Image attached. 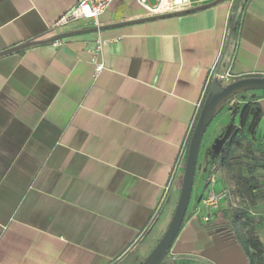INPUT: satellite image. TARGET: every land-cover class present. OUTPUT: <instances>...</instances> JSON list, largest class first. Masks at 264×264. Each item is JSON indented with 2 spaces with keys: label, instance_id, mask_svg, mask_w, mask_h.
<instances>
[{
  "label": "crops",
  "instance_id": "obj_1",
  "mask_svg": "<svg viewBox=\"0 0 264 264\" xmlns=\"http://www.w3.org/2000/svg\"><path fill=\"white\" fill-rule=\"evenodd\" d=\"M76 2L0 0V51L116 24L0 56V264H141L175 212L212 68L264 74V0L150 20L138 1L113 0L98 25L55 26ZM249 90L230 110L251 99L264 109V89ZM207 148L209 164L218 152ZM210 212L196 201L169 264H250Z\"/></svg>",
  "mask_w": 264,
  "mask_h": 264
},
{
  "label": "trees",
  "instance_id": "obj_2",
  "mask_svg": "<svg viewBox=\"0 0 264 264\" xmlns=\"http://www.w3.org/2000/svg\"><path fill=\"white\" fill-rule=\"evenodd\" d=\"M245 76H264V74ZM236 95L223 103L215 116ZM234 112L238 115V126L231 134L224 137L218 153L209 161L204 190L197 201L204 198L205 191L213 184L212 177H215L214 184H216L218 176V182L222 187L221 189L214 187L213 190L219 195L226 192L227 196L221 199L217 209L210 212L212 228H232L250 264H264V242L255 233L256 218L247 210V207L257 208L260 201L264 200V148L259 151L255 148L264 138V126L261 127L264 109L259 99H251L237 105ZM194 125L188 138L186 156ZM243 204L247 207L244 208Z\"/></svg>",
  "mask_w": 264,
  "mask_h": 264
},
{
  "label": "water",
  "instance_id": "obj_3",
  "mask_svg": "<svg viewBox=\"0 0 264 264\" xmlns=\"http://www.w3.org/2000/svg\"><path fill=\"white\" fill-rule=\"evenodd\" d=\"M219 1L221 0H215L210 3L199 5L191 9L150 15L147 17H143L139 20L164 18L172 15L187 13L196 9H201L210 5H214ZM240 1L241 0H237L238 3ZM114 25L116 24L95 26L82 30L64 31L48 39L28 40L23 43L1 50L0 56L35 44H42L61 40L63 38L78 35L86 31L98 29L101 30ZM249 89H264V76H244L240 78L235 77L226 84L222 83L218 78L213 79L192 131L191 139L188 146V153L186 157L180 196L175 212L163 236L160 238L157 245L141 264H169L174 261V259L169 256V251L184 223L185 216L189 207L193 191L199 151L206 129L214 119L218 108L223 103H225L230 97L234 96L235 94Z\"/></svg>",
  "mask_w": 264,
  "mask_h": 264
},
{
  "label": "built area",
  "instance_id": "obj_4",
  "mask_svg": "<svg viewBox=\"0 0 264 264\" xmlns=\"http://www.w3.org/2000/svg\"><path fill=\"white\" fill-rule=\"evenodd\" d=\"M113 0H77L76 4L69 9L57 22L55 26L61 27L70 24L71 22L80 19L87 18L93 20L97 25L99 24L100 15L106 11ZM143 5L149 15H157L163 13H169L174 11L186 10L203 5L208 0H136ZM61 40H56L55 44H60ZM104 42L99 41L96 49L92 51V61L95 63L96 74L100 73L104 69V64L98 61V55L102 50ZM214 78H218L222 83L226 84L233 79V75L226 71H221L216 67H213L208 78L207 88L204 92L202 101L199 103L201 109L204 99L208 93L209 87ZM199 109V110H200ZM212 181H215V177H212ZM227 196V193L219 195L213 189L203 198L204 205L210 210H215L219 207L221 199ZM234 205H237L234 203ZM210 215H206L204 219L210 220Z\"/></svg>",
  "mask_w": 264,
  "mask_h": 264
},
{
  "label": "rangeland",
  "instance_id": "obj_5",
  "mask_svg": "<svg viewBox=\"0 0 264 264\" xmlns=\"http://www.w3.org/2000/svg\"><path fill=\"white\" fill-rule=\"evenodd\" d=\"M153 1L154 0H151V3H153ZM256 91L257 90H245L237 94L236 97L246 100V98L247 99L250 98L246 96ZM237 126H238V115L233 110H230L229 106L226 105L224 109H222L220 114H218L213 119V121L210 123V125L206 129V132L202 139V143H201L202 145L200 147V154H199L198 163L196 167L192 196H191L189 207L186 213L187 216L192 212L196 204L198 196L204 190L205 178L207 176V172L209 168V164L203 161V155H204V150L206 149V146L208 147L207 149L209 150V152L211 149L215 150L214 152H218L219 146H220L219 144L221 140L223 139V137L231 134ZM263 126H264V119H262L261 121V127ZM255 148H256V151H259V149L264 148V138L262 139L260 144H256ZM216 185H217L216 186L217 189H221L222 185L218 182V176L216 177ZM245 206L247 207L246 204L243 207L245 208ZM247 210L250 215H253L256 218L257 224H256L255 233L260 238H263L264 240V200L260 201L259 206L257 208L247 207Z\"/></svg>",
  "mask_w": 264,
  "mask_h": 264
}]
</instances>
